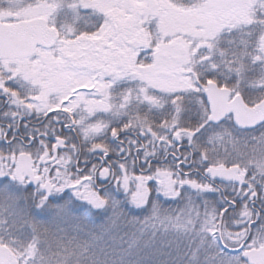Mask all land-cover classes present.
<instances>
[{"label":"snow or ice","instance_id":"snow-or-ice-1","mask_svg":"<svg viewBox=\"0 0 264 264\" xmlns=\"http://www.w3.org/2000/svg\"><path fill=\"white\" fill-rule=\"evenodd\" d=\"M0 264H264V0H0Z\"/></svg>","mask_w":264,"mask_h":264}]
</instances>
